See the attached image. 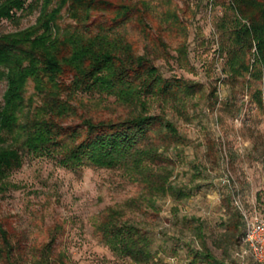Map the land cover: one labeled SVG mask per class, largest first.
<instances>
[{"label":"rangeland","instance_id":"1","mask_svg":"<svg viewBox=\"0 0 264 264\" xmlns=\"http://www.w3.org/2000/svg\"><path fill=\"white\" fill-rule=\"evenodd\" d=\"M33 1L27 0L26 8ZM120 1L146 2L151 8L146 37L132 25L121 30L136 54L147 53L164 79H182L201 88L180 104L148 102V113L164 116L186 140V146L167 152L171 162L164 166L171 172L170 184L188 197L154 198L155 207L150 208L143 187L123 170L71 171L53 155L25 154L22 167L0 189V226L21 242L24 264H31L33 251L52 237L56 252L71 264H133L114 257L94 233L95 222L112 208L148 231L154 254L149 264H200L193 258L200 251L198 227L222 264H255L242 253L235 201L264 212V107L253 98L264 88V79L228 78L216 29L223 12L210 0ZM17 17L18 22L0 23V35L32 26L37 13L24 11ZM69 23L63 18L61 25ZM5 88L0 81V106ZM31 98L36 104L29 85L26 100ZM73 104L76 115L66 124L124 118L132 112L112 97L78 94Z\"/></svg>","mask_w":264,"mask_h":264},{"label":"trees","instance_id":"2","mask_svg":"<svg viewBox=\"0 0 264 264\" xmlns=\"http://www.w3.org/2000/svg\"><path fill=\"white\" fill-rule=\"evenodd\" d=\"M26 3L0 2V23L18 22L17 13L24 11L37 13L32 26L0 35V81L6 83L0 106V189L22 167L25 154L53 155L59 166L71 171L83 167L123 170L143 187L150 208L155 207L154 198H187L170 184L171 172L164 166L171 162L167 152L186 146V140L164 116L150 115L148 102L159 99L180 104L201 88L182 79H164L147 53L137 55L121 32L132 25L146 37L149 5L120 0H34L26 8ZM210 3L223 12L216 29L228 78L262 81L264 0ZM63 18L70 23L62 26ZM29 85L36 104L32 98L26 100ZM78 94L112 97L132 112L124 118H85L78 125L66 124L76 115L73 103ZM253 98L264 107V88L256 90ZM237 214L242 243L244 223ZM94 233L117 259L133 264L154 261L148 231L124 220L122 210L107 209L95 222ZM195 235L200 251L194 252V261L222 264L211 254L199 227ZM21 246L0 226V264H24ZM31 257V264H71L64 253L56 252L54 237Z\"/></svg>","mask_w":264,"mask_h":264},{"label":"built area","instance_id":"3","mask_svg":"<svg viewBox=\"0 0 264 264\" xmlns=\"http://www.w3.org/2000/svg\"><path fill=\"white\" fill-rule=\"evenodd\" d=\"M235 208L244 223L243 255L251 257L258 264H264V212L255 206L246 208L238 200L235 201Z\"/></svg>","mask_w":264,"mask_h":264}]
</instances>
